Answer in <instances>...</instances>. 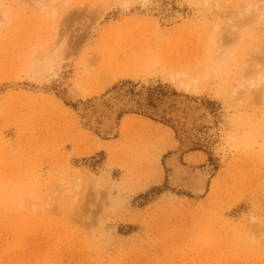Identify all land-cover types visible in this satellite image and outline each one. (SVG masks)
Masks as SVG:
<instances>
[{
	"label": "rangeland",
	"instance_id": "rangeland-1",
	"mask_svg": "<svg viewBox=\"0 0 264 264\" xmlns=\"http://www.w3.org/2000/svg\"><path fill=\"white\" fill-rule=\"evenodd\" d=\"M259 72L264 0H0V264H264ZM108 93L185 102L188 145L133 108L98 138L78 105Z\"/></svg>",
	"mask_w": 264,
	"mask_h": 264
},
{
	"label": "bare ground",
	"instance_id": "bare-ground-1",
	"mask_svg": "<svg viewBox=\"0 0 264 264\" xmlns=\"http://www.w3.org/2000/svg\"><path fill=\"white\" fill-rule=\"evenodd\" d=\"M45 6L46 5L42 3L38 4L37 8L42 10ZM217 25L218 24L215 23L213 29H216ZM260 73L261 72H259V74ZM259 74L258 79L261 82V85H263L262 83L264 82V75L262 73L260 75ZM135 98L131 99L130 96L128 97V95L122 96L119 94L114 95V93H108L105 98L97 99L91 104H80L78 105L79 113L83 115L81 120H83L87 128L93 131H97L98 134L96 136L98 138L101 136L112 137L117 132L118 128L115 118L117 111L121 109L125 110L133 108L134 110L137 109L140 112L152 114L156 118L171 119V123H176L181 129L179 130V133L185 140L182 149H184L188 145L192 127L191 120L193 116V113L191 111L192 108L190 106H188L183 101L176 100L174 101L175 103L173 107H169L166 104L161 106L160 108L154 109L148 106L143 98L140 101L136 100ZM179 154L180 149L176 152H173V154L171 153L170 156H168V158L166 157L165 159V164L168 168L166 169L169 182L173 187L182 191H189L192 194L197 195L204 193L209 177L208 169L194 168L183 164L179 160ZM181 179H183L185 182H182Z\"/></svg>",
	"mask_w": 264,
	"mask_h": 264
},
{
	"label": "water",
	"instance_id": "water-1",
	"mask_svg": "<svg viewBox=\"0 0 264 264\" xmlns=\"http://www.w3.org/2000/svg\"><path fill=\"white\" fill-rule=\"evenodd\" d=\"M167 179V178H166ZM182 182H185L183 179H181Z\"/></svg>",
	"mask_w": 264,
	"mask_h": 264
}]
</instances>
